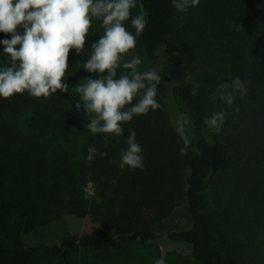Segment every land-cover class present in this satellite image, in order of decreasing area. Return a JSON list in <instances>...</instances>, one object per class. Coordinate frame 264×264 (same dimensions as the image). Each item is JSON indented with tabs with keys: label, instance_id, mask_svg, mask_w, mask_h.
Listing matches in <instances>:
<instances>
[{
	"label": "trees",
	"instance_id": "1",
	"mask_svg": "<svg viewBox=\"0 0 264 264\" xmlns=\"http://www.w3.org/2000/svg\"><path fill=\"white\" fill-rule=\"evenodd\" d=\"M139 13L147 25L134 50L147 65L138 70L160 73V108L134 117L124 136L87 132L74 104L90 74L74 51L67 93L0 99V264H155L162 245L184 247L192 264H264V0H200L186 13L171 0H138ZM102 33L93 19L85 50ZM235 77L248 82L247 95L226 107L217 89ZM221 110L227 119L216 133L204 122ZM180 113L190 120L188 145L174 130ZM129 128L143 170L118 167ZM180 209L189 225L162 230ZM67 215L88 217L92 231L28 244Z\"/></svg>",
	"mask_w": 264,
	"mask_h": 264
},
{
	"label": "clouds",
	"instance_id": "2",
	"mask_svg": "<svg viewBox=\"0 0 264 264\" xmlns=\"http://www.w3.org/2000/svg\"><path fill=\"white\" fill-rule=\"evenodd\" d=\"M138 0H0V54L8 57V66L0 67V99L27 93L45 98L68 92L65 74L69 69L70 51L85 55L82 69L90 75L75 86L77 112L83 110L87 132L124 136V125L134 117L147 115L160 108L157 99L161 75L155 67L138 70L142 60L133 53L147 19L144 13L132 14ZM176 11L188 12L200 0H171ZM93 19L100 21L102 35L88 44L86 38ZM130 23L134 31L126 24ZM118 69L127 70L118 75ZM91 74H95V78ZM247 81L235 77L218 86L217 93L226 107L247 95ZM216 96L213 97L215 99ZM91 115V119H87ZM227 119L223 110L205 119L206 128L219 133ZM189 118L180 113L173 118L176 134L184 145ZM125 146L120 149L118 167L143 170L145 157L137 142L135 130L129 128ZM184 149H181L183 153ZM97 149H88L86 159L93 161ZM101 156L107 153H100ZM155 264H166L163 257Z\"/></svg>",
	"mask_w": 264,
	"mask_h": 264
},
{
	"label": "rangeland",
	"instance_id": "3",
	"mask_svg": "<svg viewBox=\"0 0 264 264\" xmlns=\"http://www.w3.org/2000/svg\"><path fill=\"white\" fill-rule=\"evenodd\" d=\"M2 50V49H0ZM135 53L140 56L142 63L138 66V69H141L147 65V62L144 60L142 52L139 50H134L128 54L127 58ZM3 54H0V57ZM120 72H125L127 70L118 69ZM85 192L88 198L93 196V187L91 183H88L85 187ZM189 225L187 216L184 210H177L168 220L164 222V227L162 230L174 231L185 228ZM92 224L89 221V218H79L72 215L64 216L62 219L54 222L44 228L38 229L27 236L26 241L30 245L37 243H46L50 244L58 241L66 234H76L81 235L92 231ZM161 257L170 256L172 261L170 264L176 260L175 264H192L189 259V252L181 246L176 245H162L160 248ZM148 251H142L143 255H146ZM183 258V259H182ZM182 259V260H181ZM168 264V263H167Z\"/></svg>",
	"mask_w": 264,
	"mask_h": 264
}]
</instances>
